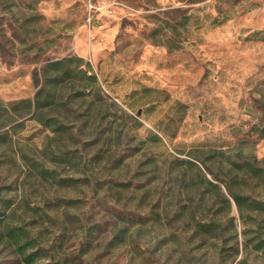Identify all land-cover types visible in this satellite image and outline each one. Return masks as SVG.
Instances as JSON below:
<instances>
[{
    "label": "rangeland",
    "instance_id": "374dc122",
    "mask_svg": "<svg viewBox=\"0 0 264 264\" xmlns=\"http://www.w3.org/2000/svg\"><path fill=\"white\" fill-rule=\"evenodd\" d=\"M65 55L101 103L4 109ZM229 190L264 202V0H0V264H264Z\"/></svg>",
    "mask_w": 264,
    "mask_h": 264
},
{
    "label": "trees",
    "instance_id": "16d2710c",
    "mask_svg": "<svg viewBox=\"0 0 264 264\" xmlns=\"http://www.w3.org/2000/svg\"><path fill=\"white\" fill-rule=\"evenodd\" d=\"M177 23L182 24V21L177 20ZM174 25L173 28L175 29L177 27L176 22ZM161 44H164L167 49H173L174 47V44L168 38H164ZM40 78L41 83L32 97H24L9 104H4V109L7 110L9 108L11 113L19 118L28 115V117L36 119L42 125L51 127L52 117L46 116V111L49 109H65L71 99H81L83 101L90 99L85 108V111H88L91 105L101 103L102 99L107 97L98 84L96 74L85 65L83 58L77 55H65L55 59H47L41 68ZM37 82H39V79ZM65 86L69 87L70 90L63 99L59 90ZM66 127V124L59 122L55 130H63ZM229 194L239 209L247 207L252 210L264 211V202L248 200L247 197L231 190H229ZM197 226L202 231L208 232L213 229V226L216 227L217 224L214 222H197ZM9 236L14 239L19 237L18 234H14L12 231L9 232ZM24 247L25 245L23 244L20 246V252H23ZM254 247L256 249H264V240L260 239ZM35 254L36 252H31L25 255V262L31 263L35 259Z\"/></svg>",
    "mask_w": 264,
    "mask_h": 264
},
{
    "label": "built area",
    "instance_id": "2783aa9c",
    "mask_svg": "<svg viewBox=\"0 0 264 264\" xmlns=\"http://www.w3.org/2000/svg\"><path fill=\"white\" fill-rule=\"evenodd\" d=\"M89 7L90 8H95L96 6H95V4H89ZM89 19H90V16H89Z\"/></svg>",
    "mask_w": 264,
    "mask_h": 264
}]
</instances>
